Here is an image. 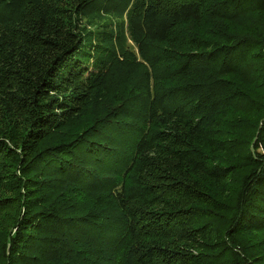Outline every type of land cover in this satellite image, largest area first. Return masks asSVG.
I'll return each mask as SVG.
<instances>
[{
    "label": "trees",
    "instance_id": "obj_1",
    "mask_svg": "<svg viewBox=\"0 0 264 264\" xmlns=\"http://www.w3.org/2000/svg\"><path fill=\"white\" fill-rule=\"evenodd\" d=\"M79 2L128 14L140 59L112 33L83 48L58 0H0V119L27 127L0 138L18 170L0 264H264V28L192 32L264 15V0ZM135 69L111 86V70Z\"/></svg>",
    "mask_w": 264,
    "mask_h": 264
},
{
    "label": "rangeland",
    "instance_id": "obj_2",
    "mask_svg": "<svg viewBox=\"0 0 264 264\" xmlns=\"http://www.w3.org/2000/svg\"><path fill=\"white\" fill-rule=\"evenodd\" d=\"M59 6L65 10L68 16L71 17V24L77 28L80 33V36L83 39V48L86 50H101V46L97 47L90 40L89 35L93 34H105L112 33L115 36H119L117 44L123 51L128 50L134 53L138 57V50L134 44L129 28V15H117L105 14L100 10H93L85 13L84 15L78 12L79 0H58ZM254 22L261 25L264 28V15L261 16H250L245 20H239L235 23L229 24L225 22H210L209 24L200 27L193 28L192 32L202 33L210 37H219L223 35H232L241 38L245 35L244 28L247 23ZM89 34V35H88ZM91 43V44H90ZM95 51H92V53ZM91 53V54H92ZM119 51L117 52V55ZM92 54V56L94 55ZM109 81L113 84L111 86H121L126 80L129 81L131 85L136 84L141 80V71H120V70H111L109 73ZM116 105L106 102L105 104L98 105L92 104L82 113V118L74 127L65 128L63 130L53 133L52 140L54 142H67V140L75 137L78 133L85 131L93 125L94 121H97L101 116L109 111L110 108H114ZM27 130V127L23 124L22 120L16 119H0V138H3L4 135H8L12 138V143L17 144L19 138L22 137V134ZM9 140V138H8ZM18 174L16 166L11 160L2 159L0 160V196L10 197L11 190L16 184L14 175Z\"/></svg>",
    "mask_w": 264,
    "mask_h": 264
}]
</instances>
